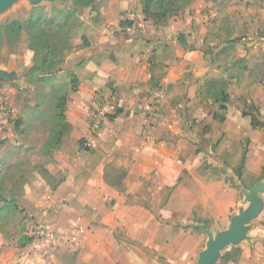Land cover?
<instances>
[{
    "label": "crops",
    "instance_id": "obj_1",
    "mask_svg": "<svg viewBox=\"0 0 264 264\" xmlns=\"http://www.w3.org/2000/svg\"><path fill=\"white\" fill-rule=\"evenodd\" d=\"M210 5L209 0H193L179 15L153 25L143 19L140 0L103 2L100 23L92 21L83 34L90 47L67 62L69 74L78 80L77 90L66 96L68 128L52 148H45L52 131L46 133L37 161L41 171L18 182L14 198L22 214L42 222L59 239L50 248L32 242L7 247L0 235V258L11 250L12 262L23 263L25 248L36 246L32 256L47 264H155L162 251L172 256V264H190L201 238L186 225L229 221L240 202L239 190L229 185L223 168L219 176L208 161L201 168L196 147L223 134L244 139L247 153L240 173L257 176L264 167V128L252 129L238 107H253L264 122V34L256 28V36L243 43L242 36L228 38L225 31L212 64L213 49L203 45ZM246 16L250 32L259 25ZM122 21L134 26L120 27ZM142 23L147 32H135ZM210 80L227 81L229 96L226 109L217 106L211 114ZM103 101L110 102V113L86 147L82 137L92 105ZM214 113L223 122L215 123ZM230 167L238 179L239 167ZM110 170L125 176L118 179ZM252 245L241 247L236 264H264V236Z\"/></svg>",
    "mask_w": 264,
    "mask_h": 264
},
{
    "label": "rangeland",
    "instance_id": "obj_2",
    "mask_svg": "<svg viewBox=\"0 0 264 264\" xmlns=\"http://www.w3.org/2000/svg\"><path fill=\"white\" fill-rule=\"evenodd\" d=\"M104 1L98 2L91 12L80 11L79 14H76L71 12L72 4L66 0L42 1L37 5H31L27 0H21L0 16V26L12 20L24 22L30 16L42 18L44 30L51 35L57 33L56 55H63V63L60 65V69L50 71L49 77H41L37 72L30 73L28 71L26 76L14 84L0 82V190L6 198L14 201L10 206L6 204L8 201L3 202L4 208L1 206L3 209L0 210V235H3V238L7 240V247H15L17 244L20 246L22 242L29 240L25 235V220L28 219V216L22 214L23 212L19 210V202L14 199L15 196H18V182H22L24 178L41 171L37 161L42 142L45 140L48 131H55L60 128L56 123L55 105L56 100L63 96L66 89H69L70 74L67 69L69 67L67 62L70 64L71 56L82 49L81 37L87 28L93 26L91 22L93 21L94 25L100 23L99 9L103 6ZM209 1L211 7H206V9L212 11V14L205 12L208 15L207 23L209 26H207L203 45L213 49L212 51L209 49L211 51L209 58L212 64H214L216 54L215 45L222 40L225 31L226 37L227 35L242 36L243 43H247L252 36H256V28L263 29L264 34V21L261 13L264 10V0ZM246 14H250L252 23L256 22L259 25L250 32H247V28H245L247 25ZM147 30L148 28L143 23L134 29L135 32L140 33L147 32ZM65 48L68 50L65 51ZM33 55L34 53L28 47V38L23 33L19 41L13 44H5L1 48L0 68L8 72H22L32 67ZM211 102L212 106L210 103L208 106L210 114L217 107L213 100ZM233 108L235 109V106ZM215 123L218 122L215 121ZM229 139L232 138L225 137L224 134L217 140L208 137L205 139L206 147L197 146L196 149L197 153L202 155L201 168L205 163L207 165V161L210 162V167L215 171L212 174L216 176H219V171L223 168L224 178L229 181V185L233 186L234 178L229 171L231 170L230 165L239 167L237 169L239 171L241 156L243 152L245 155L247 153V140H240L236 137H233L234 140ZM222 144L223 150L220 147ZM202 149L207 151L204 152L205 150ZM221 161L224 163L220 164ZM240 176H238V182L249 189L256 182L264 181V167L257 176L247 172L240 173ZM239 197L238 207L246 208L247 204H242L244 197L240 190ZM235 214H237V207L232 210L229 220ZM191 223H188L186 228L191 229L196 236L201 238L190 260V264H196L198 253L205 248L206 236L199 229L190 227L189 224ZM198 224L204 225L210 233L214 234L217 231L225 230L229 221L224 224H215L213 220H208L206 223ZM253 224L254 226L249 233V236L252 237L251 243L253 242V245L250 243L252 247L257 242L263 241L264 207ZM248 246V243L243 242L236 248L241 251V247L247 248ZM231 249L232 247H229L223 251L222 256L229 253ZM24 251L27 259L23 263H13L15 260L13 261L11 250H8L1 253L3 258H0V264H47L45 258L38 260L32 256L38 252L36 246L31 250L28 246ZM165 252L162 251L161 254L156 255L157 262L155 264H172L169 262L172 256H168ZM220 262L221 259L218 264H221ZM147 264L154 263L149 262Z\"/></svg>",
    "mask_w": 264,
    "mask_h": 264
},
{
    "label": "trees",
    "instance_id": "obj_3",
    "mask_svg": "<svg viewBox=\"0 0 264 264\" xmlns=\"http://www.w3.org/2000/svg\"><path fill=\"white\" fill-rule=\"evenodd\" d=\"M65 1V0H64ZM72 4L70 8L71 12L79 14L81 11L91 12L94 8L92 6L99 0H66ZM193 0H140L141 14L145 21L151 22L153 25L164 24L170 18L176 16L182 11L187 5H189ZM86 9V10H85ZM134 26L131 21H122L120 27L132 28ZM25 34L28 38V47L34 53V58L32 62V67L28 69L30 73L37 72L41 77H49L50 71H54L59 68L63 63L61 54L56 55L55 42L57 40V33L54 35L49 34L44 30L42 26V18L38 16H30L26 21L20 22L17 20H12L6 22L4 25L0 26V51L5 44H13L19 41L22 34ZM228 38H231L230 36ZM240 38L234 40H228V43H234ZM82 49L89 48L90 45L87 39L82 36ZM178 42L182 45L185 44L184 37L179 36ZM68 48H65L67 51ZM238 63H243L240 60ZM60 69V68H59ZM27 75V74H26ZM69 89L65 90L63 96L56 100L55 111H56V123L60 127L59 130L52 131L51 136L45 143V148L54 147L57 143L59 133L67 130L68 125L64 118V108L66 102V96L68 92H75L78 87V80L75 76L70 75L69 77ZM228 82L221 80H210L206 85V94L213 100V103L218 106L219 111L225 110V105L229 101V96L226 93ZM241 109V114L243 117H249L250 126L252 129H262L264 128V122L260 117L258 111L250 106H239ZM213 120L217 122H223L224 117L221 114L214 113ZM245 158V152H243L240 161V169L235 172L240 176V170L243 166V161ZM109 175H114L118 179H122L125 176L123 171L117 172L114 170L109 171ZM105 179L108 177V173L105 172ZM43 178L49 180L50 176L47 172H44ZM2 193V190H0ZM3 194V193H2ZM14 201L8 200L6 203L8 206L13 204ZM3 207V206H2ZM0 208L3 209V208ZM31 240H26L21 243V247L29 244ZM241 256V251L239 248H232L231 251L221 258V264H236Z\"/></svg>",
    "mask_w": 264,
    "mask_h": 264
},
{
    "label": "water",
    "instance_id": "obj_4",
    "mask_svg": "<svg viewBox=\"0 0 264 264\" xmlns=\"http://www.w3.org/2000/svg\"><path fill=\"white\" fill-rule=\"evenodd\" d=\"M19 1L21 0H0V16ZM27 1L31 5H37L42 1L53 0ZM27 72L28 69L22 72H8L0 68V82L14 84L26 76ZM118 111L121 112L122 110L119 109ZM233 178L235 188L243 194L244 199L242 204H247V207H238L237 214L230 218L227 228L214 234L210 233L209 229L202 224H189L190 227L199 229L206 236L205 248L198 253L196 264H218L223 251H226L229 247L236 248L243 242L250 244L252 241L249 233L254 226V220L258 218L264 207V181L256 182L249 189H246L245 186L238 182L237 177L233 176ZM7 201L8 199L4 194L0 193V208L2 203Z\"/></svg>",
    "mask_w": 264,
    "mask_h": 264
},
{
    "label": "built area",
    "instance_id": "obj_5",
    "mask_svg": "<svg viewBox=\"0 0 264 264\" xmlns=\"http://www.w3.org/2000/svg\"><path fill=\"white\" fill-rule=\"evenodd\" d=\"M110 110L111 104L107 101L96 102L92 105L89 127L86 134L82 137L83 144L86 147L91 145L92 140L101 129ZM25 235L32 243L45 248H50L59 239L57 233L45 226L42 222L34 220L29 216L28 219L25 220Z\"/></svg>",
    "mask_w": 264,
    "mask_h": 264
}]
</instances>
